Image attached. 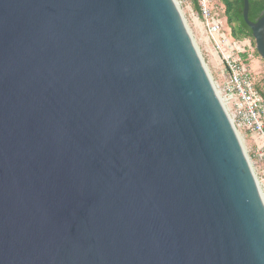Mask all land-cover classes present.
I'll use <instances>...</instances> for the list:
<instances>
[{
	"label": "water",
	"instance_id": "water-1",
	"mask_svg": "<svg viewBox=\"0 0 264 264\" xmlns=\"http://www.w3.org/2000/svg\"><path fill=\"white\" fill-rule=\"evenodd\" d=\"M0 264H264V196L176 0H0Z\"/></svg>",
	"mask_w": 264,
	"mask_h": 264
},
{
	"label": "built area",
	"instance_id": "built-area-1",
	"mask_svg": "<svg viewBox=\"0 0 264 264\" xmlns=\"http://www.w3.org/2000/svg\"><path fill=\"white\" fill-rule=\"evenodd\" d=\"M192 5L190 17L196 26L201 25L204 45L221 80L214 84L218 97L240 138L244 133L251 141L246 153L264 196V91L255 85L245 62L251 40L226 31L220 0H196V6Z\"/></svg>",
	"mask_w": 264,
	"mask_h": 264
},
{
	"label": "rangeland",
	"instance_id": "rangeland-1",
	"mask_svg": "<svg viewBox=\"0 0 264 264\" xmlns=\"http://www.w3.org/2000/svg\"><path fill=\"white\" fill-rule=\"evenodd\" d=\"M176 1L182 12V15L188 26V29L195 41V44L200 51V54L208 69L212 81L214 82V84L217 82L219 83L221 81L220 77L213 66V62H211V59L209 57V52L206 50V47L203 42L204 36L202 35L201 25L199 24L196 26L190 17L189 6L192 5L191 0H176ZM221 18L224 28L226 29V31H228L230 28L227 25V18L224 12L222 13ZM251 45H252V49L249 50V52L245 55V62L252 73L255 85L257 86L258 89L264 91V60L256 52L254 39L253 41L251 40ZM241 139L245 150H247V148H249L251 143L250 139L244 133L242 134Z\"/></svg>",
	"mask_w": 264,
	"mask_h": 264
},
{
	"label": "trees",
	"instance_id": "trees-1",
	"mask_svg": "<svg viewBox=\"0 0 264 264\" xmlns=\"http://www.w3.org/2000/svg\"><path fill=\"white\" fill-rule=\"evenodd\" d=\"M220 1L224 4V14L232 36L238 39L249 38L253 41L250 27L245 23L242 15L243 0ZM191 2L196 6V0H191ZM262 10H264V0H249L248 17L250 20Z\"/></svg>",
	"mask_w": 264,
	"mask_h": 264
},
{
	"label": "flooded vegetation",
	"instance_id": "flooded-vegetation-1",
	"mask_svg": "<svg viewBox=\"0 0 264 264\" xmlns=\"http://www.w3.org/2000/svg\"><path fill=\"white\" fill-rule=\"evenodd\" d=\"M264 14V10L260 11V13L256 16H254L251 20L256 21L258 18H260ZM252 34V32H251ZM253 37V36H252ZM254 39V38H253Z\"/></svg>",
	"mask_w": 264,
	"mask_h": 264
}]
</instances>
